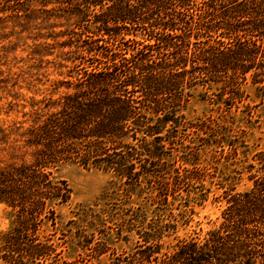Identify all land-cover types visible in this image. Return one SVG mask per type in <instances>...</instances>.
<instances>
[{
    "label": "trees",
    "instance_id": "obj_1",
    "mask_svg": "<svg viewBox=\"0 0 264 264\" xmlns=\"http://www.w3.org/2000/svg\"><path fill=\"white\" fill-rule=\"evenodd\" d=\"M2 1L15 15L33 3L47 15L69 14L80 28L62 42L74 64L66 89L32 97L21 121L0 120V204L10 220L0 232L4 264H88L106 253L107 240L91 246L94 236L84 233L91 251L64 256L67 233L62 241L55 233L73 189L56 172L75 162L112 172L132 188L151 173L170 187L164 156L181 143L175 136L186 121L177 110L193 79L221 83L216 95L230 106L249 96L244 85L254 86L260 102L244 104L245 117L264 103V0ZM254 158L258 165L246 166L252 188L228 192L220 222L204 237L165 247L162 238L175 224L152 218L139 231L143 241L130 251L113 249L109 264H264V149ZM161 191L157 199L166 203Z\"/></svg>",
    "mask_w": 264,
    "mask_h": 264
},
{
    "label": "rangeland",
    "instance_id": "obj_2",
    "mask_svg": "<svg viewBox=\"0 0 264 264\" xmlns=\"http://www.w3.org/2000/svg\"><path fill=\"white\" fill-rule=\"evenodd\" d=\"M5 7L0 0V120L21 121L33 98L38 100L55 87L66 89L62 81L74 64L66 59L70 48L62 42L68 40L70 31L80 32V28L69 14L47 15L34 3L26 15L4 11ZM192 83L183 86L182 94L189 100L177 110L186 121L178 126L175 136L181 143L173 144L164 156L171 163L165 175L170 187H162L152 173L142 175L140 184L132 188L112 172L75 162L60 165L56 174L73 189L71 200L59 207V230L55 233L58 241H62L58 237L63 230L67 233L64 256L90 252L88 247L96 240H107L111 248L87 263L109 264L113 249H134L143 241L139 231L148 229L149 221L159 217L162 223L175 224L162 238L165 247L183 238L204 237L220 222L228 192L252 188V171L246 166H257L254 154L264 149V103L254 107L252 118L245 117L244 104L260 102L256 88L244 85L249 96L230 106L216 95L221 83H204L200 77ZM195 168L203 173L186 172ZM186 173L185 179L173 180L174 175ZM160 190L168 194L166 203L157 199ZM123 219H129V225L123 224ZM9 223L6 207L0 204V232ZM53 231L52 226L47 230ZM84 233L94 236L89 246L84 245ZM0 264L4 263L0 260Z\"/></svg>",
    "mask_w": 264,
    "mask_h": 264
}]
</instances>
